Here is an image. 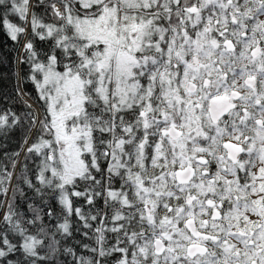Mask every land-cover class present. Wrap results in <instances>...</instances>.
Segmentation results:
<instances>
[{"label": "snow or ice", "instance_id": "1", "mask_svg": "<svg viewBox=\"0 0 264 264\" xmlns=\"http://www.w3.org/2000/svg\"><path fill=\"white\" fill-rule=\"evenodd\" d=\"M0 27V264H264V0H0Z\"/></svg>", "mask_w": 264, "mask_h": 264}, {"label": "trees", "instance_id": "2", "mask_svg": "<svg viewBox=\"0 0 264 264\" xmlns=\"http://www.w3.org/2000/svg\"><path fill=\"white\" fill-rule=\"evenodd\" d=\"M14 22H18L13 18ZM23 41L20 42V45H17L16 42L12 41L6 31L0 27V96H3L5 99L0 100V110L5 108H11L13 111L17 112V114L25 111L23 105L20 103V98L16 92L17 86V68L15 64L16 56L18 51H20L22 47ZM36 45L39 49L47 51L48 45L44 42L36 40ZM20 68L27 72L28 66L21 65ZM20 87L24 90L25 93L28 94L29 103H32L34 106H37V101L35 98L37 97V90L31 81L25 80L20 83ZM25 97V98H28ZM21 132L19 128H13L12 131L8 133L7 138L0 137V142L5 145V150L11 154L13 151H16L19 147ZM23 157H21L22 159ZM10 167V164H9ZM104 167H107V164H104ZM118 186V182H117ZM23 187V185H22ZM27 195L31 196L32 193L25 188ZM10 195V193H9ZM3 197H0L2 199ZM53 205L59 208L58 205L55 204V201H52ZM83 200H77V204H82ZM20 210L23 212H27V202H22L20 205ZM72 220L74 221V227L79 226L81 231L73 233V237L67 240L62 241V247L70 246L75 248L78 252H85L80 248L79 245L75 243V241L79 240L84 243L89 242L87 238L82 236V232L84 231L82 224H79L77 217L73 216ZM59 239V237H57ZM58 259L60 261H70L71 257H64L63 255L59 256Z\"/></svg>", "mask_w": 264, "mask_h": 264}]
</instances>
